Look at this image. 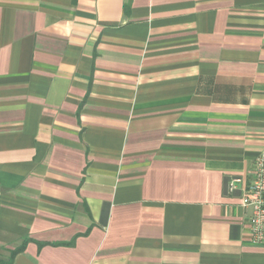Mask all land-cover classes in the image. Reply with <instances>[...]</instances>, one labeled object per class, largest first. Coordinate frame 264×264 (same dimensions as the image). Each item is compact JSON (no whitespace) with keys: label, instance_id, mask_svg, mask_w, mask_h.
Instances as JSON below:
<instances>
[{"label":"crops","instance_id":"1","mask_svg":"<svg viewBox=\"0 0 264 264\" xmlns=\"http://www.w3.org/2000/svg\"><path fill=\"white\" fill-rule=\"evenodd\" d=\"M262 150L264 0H0V264H264Z\"/></svg>","mask_w":264,"mask_h":264},{"label":"built area","instance_id":"2","mask_svg":"<svg viewBox=\"0 0 264 264\" xmlns=\"http://www.w3.org/2000/svg\"><path fill=\"white\" fill-rule=\"evenodd\" d=\"M238 178H232L230 188ZM242 206H250L248 218L249 240L253 244L264 245V150L255 158L250 181L244 188Z\"/></svg>","mask_w":264,"mask_h":264}]
</instances>
